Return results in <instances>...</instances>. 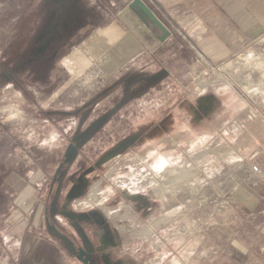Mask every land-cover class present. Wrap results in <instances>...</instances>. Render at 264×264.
I'll return each mask as SVG.
<instances>
[{
  "label": "rangeland",
  "instance_id": "obj_1",
  "mask_svg": "<svg viewBox=\"0 0 264 264\" xmlns=\"http://www.w3.org/2000/svg\"><path fill=\"white\" fill-rule=\"evenodd\" d=\"M128 3L0 0V264H86L48 208L97 264H236V233L251 243L264 33L212 62L174 27L179 46L106 76L78 48ZM11 173L35 187L33 210Z\"/></svg>",
  "mask_w": 264,
  "mask_h": 264
},
{
  "label": "crops",
  "instance_id": "obj_2",
  "mask_svg": "<svg viewBox=\"0 0 264 264\" xmlns=\"http://www.w3.org/2000/svg\"><path fill=\"white\" fill-rule=\"evenodd\" d=\"M97 1L82 0L83 3L90 2L92 4ZM107 1L112 2L114 6L117 5L114 4L115 0ZM130 1L127 0V3ZM144 1L152 7L167 28L170 31L172 29L171 33H174V27L188 33L212 62L230 58L264 33V0ZM112 12H105L106 20L78 48L81 51L93 50L97 52L98 55L93 58L95 61L93 65L100 68L106 76L122 69L126 64L127 71L133 63L141 65L147 61L150 56L148 53L155 44L153 39L144 36L143 30L140 31L142 38H139L119 19L113 17ZM158 32L162 34L161 31L158 30ZM179 45V40L172 34L155 50L163 51L171 46ZM259 133L257 130L251 133L253 142L257 141L255 146L259 145L258 137H255V135L259 136ZM42 170L46 176L47 170L45 168ZM63 170L62 168L59 177L62 176ZM36 177H40V174ZM4 181L8 185L11 184L12 189H17L19 194L24 195H22V204L29 208L33 204L34 207L36 204L35 187L29 184L30 180L20 178L17 173H11ZM259 186H261L260 183ZM257 196L259 200L264 197L262 194ZM258 209L262 215L259 214L257 221L253 222L251 243L245 245L244 240L238 237V232L236 233L235 253L234 251L230 252V254H234L236 264H264V203Z\"/></svg>",
  "mask_w": 264,
  "mask_h": 264
},
{
  "label": "water",
  "instance_id": "obj_3",
  "mask_svg": "<svg viewBox=\"0 0 264 264\" xmlns=\"http://www.w3.org/2000/svg\"><path fill=\"white\" fill-rule=\"evenodd\" d=\"M119 19L135 34L141 37V32L144 36L154 38L156 34V43L152 49L156 48L159 44L165 41L170 35L171 31L157 16L152 7L144 0H131L128 5L118 13ZM161 31L162 34H160Z\"/></svg>",
  "mask_w": 264,
  "mask_h": 264
},
{
  "label": "flooded vegetation",
  "instance_id": "obj_4",
  "mask_svg": "<svg viewBox=\"0 0 264 264\" xmlns=\"http://www.w3.org/2000/svg\"><path fill=\"white\" fill-rule=\"evenodd\" d=\"M50 196H49V200L51 199ZM47 222H48V227H49V229L52 232L54 230H56L57 233L59 232L60 238L62 237V239L64 238V240L70 241V243H71V244H69L70 245V249L72 251L76 252V254L79 257H81L83 260H85L86 264H97V263L94 262V259L92 258L90 253L88 254V252L86 250H84V247L82 248V246H80V243L78 242V239L76 237H73V235H69L65 231V229L63 230L58 225H56L55 223H52V215H51V212H50L49 208H48V211H47ZM68 236L69 237L72 236V238L70 237V239H69Z\"/></svg>",
  "mask_w": 264,
  "mask_h": 264
},
{
  "label": "trees",
  "instance_id": "obj_5",
  "mask_svg": "<svg viewBox=\"0 0 264 264\" xmlns=\"http://www.w3.org/2000/svg\"><path fill=\"white\" fill-rule=\"evenodd\" d=\"M54 61H55V60H49V61H48L49 64H47V69L44 70L45 74H46V72H51V71H52V65L54 64V63H53Z\"/></svg>",
  "mask_w": 264,
  "mask_h": 264
},
{
  "label": "bare ground",
  "instance_id": "obj_6",
  "mask_svg": "<svg viewBox=\"0 0 264 264\" xmlns=\"http://www.w3.org/2000/svg\"><path fill=\"white\" fill-rule=\"evenodd\" d=\"M95 187H96V185H95ZM91 196H92V198H93V199H95V198H96V196H95V193H92V195H91Z\"/></svg>",
  "mask_w": 264,
  "mask_h": 264
},
{
  "label": "built area",
  "instance_id": "obj_7",
  "mask_svg": "<svg viewBox=\"0 0 264 264\" xmlns=\"http://www.w3.org/2000/svg\"><path fill=\"white\" fill-rule=\"evenodd\" d=\"M254 169H255L256 171H258V172H259V169H258V167H257V166H255V167H254Z\"/></svg>",
  "mask_w": 264,
  "mask_h": 264
}]
</instances>
